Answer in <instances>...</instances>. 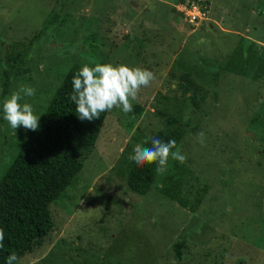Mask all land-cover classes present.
I'll return each mask as SVG.
<instances>
[{
	"label": "rangeland",
	"instance_id": "374dc122",
	"mask_svg": "<svg viewBox=\"0 0 264 264\" xmlns=\"http://www.w3.org/2000/svg\"><path fill=\"white\" fill-rule=\"evenodd\" d=\"M201 1L206 18L189 24L182 0H0V180L30 131L3 119L12 93L34 88L20 103L39 117L72 68L154 74L131 113L108 112L49 207L52 231L16 264H264V0ZM12 50L27 51L32 70L1 98ZM171 118L186 162L169 158L138 195L129 157Z\"/></svg>",
	"mask_w": 264,
	"mask_h": 264
},
{
	"label": "trees",
	"instance_id": "16d2710c",
	"mask_svg": "<svg viewBox=\"0 0 264 264\" xmlns=\"http://www.w3.org/2000/svg\"><path fill=\"white\" fill-rule=\"evenodd\" d=\"M178 14L182 17L181 13ZM42 32L39 31L34 38H38ZM31 70L27 51L8 52L2 69L1 98ZM77 72L76 68H72L64 76L39 116L38 129L28 132L18 154L0 180V229L5 234L4 247L0 249V264H6L10 254L20 259L42 245L54 227L50 205L66 191L80 172L82 153L94 147L103 127L108 112L91 122L80 121L75 105L68 99L72 90L71 80ZM183 136L184 131L178 120L171 118L167 120V128L152 138L164 142L175 140L177 148ZM151 139L143 146L150 147ZM155 168V163L143 167L133 163L127 176L129 189L138 195L147 194L158 175ZM173 249L175 260L180 263L184 242L176 243Z\"/></svg>",
	"mask_w": 264,
	"mask_h": 264
},
{
	"label": "clouds",
	"instance_id": "9594fccd",
	"mask_svg": "<svg viewBox=\"0 0 264 264\" xmlns=\"http://www.w3.org/2000/svg\"><path fill=\"white\" fill-rule=\"evenodd\" d=\"M154 80V74L142 68H129L126 65L96 64L83 66L72 78V90L68 99L75 105V112L80 121L99 119L102 113L120 108L127 115L133 111L132 101H135L141 90L148 88ZM35 95L32 87H21L5 98L2 105L3 119L14 130L23 126L26 130L36 131L39 127V117L34 115L30 103L21 104L24 97ZM203 142L204 133L198 134ZM147 143V141H145ZM176 148V141H161L151 139V146L144 147L137 144L129 159L138 167L145 164H156L157 174H163L168 167L169 158L183 164L187 157ZM5 234L0 229V249L4 247ZM18 257L10 254L6 264H16Z\"/></svg>",
	"mask_w": 264,
	"mask_h": 264
},
{
	"label": "built area",
	"instance_id": "2783aa9c",
	"mask_svg": "<svg viewBox=\"0 0 264 264\" xmlns=\"http://www.w3.org/2000/svg\"><path fill=\"white\" fill-rule=\"evenodd\" d=\"M176 10L189 24L198 23L206 18V6L201 0H185L177 6Z\"/></svg>",
	"mask_w": 264,
	"mask_h": 264
}]
</instances>
